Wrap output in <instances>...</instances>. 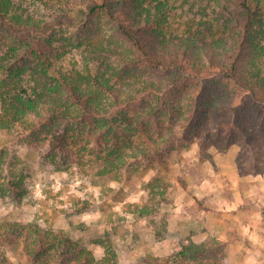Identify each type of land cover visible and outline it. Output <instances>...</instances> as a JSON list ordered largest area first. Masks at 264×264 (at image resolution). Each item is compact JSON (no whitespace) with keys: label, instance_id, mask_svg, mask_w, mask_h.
Returning <instances> with one entry per match:
<instances>
[{"label":"trees","instance_id":"trees-1","mask_svg":"<svg viewBox=\"0 0 264 264\" xmlns=\"http://www.w3.org/2000/svg\"><path fill=\"white\" fill-rule=\"evenodd\" d=\"M64 1L0 0V73L5 75L0 135L34 131L45 123L52 134L50 149L70 152L73 123H105L121 135L112 115L136 102L143 105L137 114L141 120L170 116L186 130L208 108L202 100L209 88L255 99L264 108V0H82L72 10ZM174 10L185 23L177 33L171 30ZM59 29L77 31L76 39L67 42L64 35L52 53L50 39ZM72 49L78 51L81 67L57 71V63ZM235 102L226 101L233 121L220 123L247 133L243 106ZM143 130L145 123H139L138 132ZM167 138H149L146 148L116 144L95 176L117 175L129 160L162 152L179 136L173 131ZM166 184H153L157 190L150 200L134 205L139 218L163 209ZM5 247L30 259L43 251L42 264H113L96 262L67 237L39 226L1 222L0 264L10 262ZM221 252L217 239L189 240L168 257L143 260L221 264Z\"/></svg>","mask_w":264,"mask_h":264},{"label":"rangeland","instance_id":"rangeland-1","mask_svg":"<svg viewBox=\"0 0 264 264\" xmlns=\"http://www.w3.org/2000/svg\"><path fill=\"white\" fill-rule=\"evenodd\" d=\"M64 2L71 10L83 3ZM171 23L174 33L185 27L176 10ZM69 32L54 33L52 53L64 35L67 42L76 39L77 31ZM80 67V55L72 49L56 70ZM4 79L0 73V83ZM202 101L208 108L186 130L170 116L141 120L140 102L113 113L121 135L105 128V123L75 122L68 134L70 152L50 149L52 134L45 123L34 131L0 135V223L39 226L61 234L90 252L96 262L144 264L146 256L168 257L189 240L213 238L221 243V264H264V108L255 99L228 97L217 88H209ZM226 101L243 106L247 133L220 123L235 117ZM139 123H145L144 132H138ZM173 131L179 139L165 151L131 159L117 175L95 176L116 144L146 148L147 139L170 140ZM150 182L168 183L167 198L156 216L139 218L134 205L147 203L157 190L148 186ZM235 192L239 204L221 200L234 199ZM222 216H229L227 222H214ZM5 249L9 264H42L45 256L41 251L32 259L17 257Z\"/></svg>","mask_w":264,"mask_h":264},{"label":"crops","instance_id":"crops-1","mask_svg":"<svg viewBox=\"0 0 264 264\" xmlns=\"http://www.w3.org/2000/svg\"><path fill=\"white\" fill-rule=\"evenodd\" d=\"M212 155H213V157H214V159H216L217 158V155H215L213 152L211 153ZM205 182H208V180H206ZM209 184H210V182H208ZM214 190V189H213ZM241 198H239L238 197V195H237V193L235 192L234 193V199H227V198H223V196L221 197V200L225 203V204H227V205H237V204H239V200H240ZM213 216L214 215H212V218H213ZM201 218H203V217H201ZM206 218L208 219V218H210L209 216H206ZM229 219V216L227 217V216H222V218H216V220L214 221L215 223H220V224H223L224 222H227V220Z\"/></svg>","mask_w":264,"mask_h":264}]
</instances>
